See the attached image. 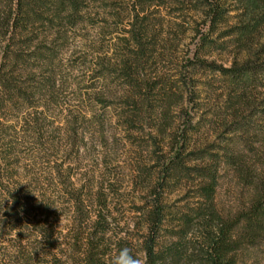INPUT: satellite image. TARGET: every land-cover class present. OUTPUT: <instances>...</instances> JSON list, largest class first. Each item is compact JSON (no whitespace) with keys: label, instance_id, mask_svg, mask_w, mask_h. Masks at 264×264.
Returning <instances> with one entry per match:
<instances>
[{"label":"rangeland","instance_id":"obj_1","mask_svg":"<svg viewBox=\"0 0 264 264\" xmlns=\"http://www.w3.org/2000/svg\"><path fill=\"white\" fill-rule=\"evenodd\" d=\"M201 2L0 0V63L17 88L8 96L21 88L30 97L10 105L12 98L0 99V144L15 185L19 174L49 182L56 206L51 217L63 236L69 237L72 200L106 198L107 250L123 240L146 261L140 208L158 186L172 148L183 144L184 156L199 158L187 166L217 171L215 203L222 214L250 204L249 182L264 176V88L243 93L219 71L245 57L226 37L240 22L239 4L226 1L230 12L210 30ZM263 44L264 28L253 49ZM59 166L67 176L64 192L56 174L43 173ZM170 184L164 198L172 232L179 214L198 207L200 179L191 172ZM196 224L178 245V264H196L200 256ZM162 236L166 247L179 238L175 232ZM9 238L0 230V247ZM237 255L238 264H264V245Z\"/></svg>","mask_w":264,"mask_h":264},{"label":"trees","instance_id":"obj_2","mask_svg":"<svg viewBox=\"0 0 264 264\" xmlns=\"http://www.w3.org/2000/svg\"><path fill=\"white\" fill-rule=\"evenodd\" d=\"M18 1L20 4L23 0ZM226 1L229 0H202L199 5L208 11L205 24L209 25L210 30L222 24L230 12L223 8ZM231 1L239 4L240 8L236 11L241 13L238 17L240 22L226 37H231V42L245 57L241 60V65L235 61L230 68H219V71L233 87L241 88L246 93L250 87L264 88V44L253 49L254 41L264 28V0ZM72 4L76 7V3ZM20 17L26 19L24 14ZM206 39L208 38L204 39L205 42ZM133 40L137 47L143 49L138 32H134ZM202 46H207V43ZM3 59H9L8 55ZM199 63L207 64L205 61ZM211 65L216 71L217 66ZM4 70L5 62L2 61L0 99L17 90L12 88L11 78ZM19 89L14 97L8 96L9 99L12 98L6 100L8 105L25 103L30 99L25 90ZM245 95L241 94L242 99ZM36 125L38 126L37 123ZM35 132L39 133L38 130ZM2 149L0 144V230L5 231L11 238L1 244L0 264H109L110 258L123 247V240L114 243L113 250H107L105 243L106 237L111 233V216L105 212L108 209L106 198L97 203L81 197L72 200L70 204L74 216L69 220V237L63 236L51 217L56 206L46 189L49 182L46 179L42 181L37 175L26 181L25 176L19 174L20 183L15 185V177L9 166V155ZM185 149L184 144L179 148H172L167 162L163 165L158 186L148 193L149 200L140 208L145 210L143 216L146 219L145 234L140 244L146 264L180 263L181 250L178 245L195 222L201 234V253L195 260L196 264H238V252L264 245V176L257 182H249L254 191L250 204L236 214L225 216L215 203L217 171L212 168L187 166L199 158H191L195 157L194 153L184 156ZM191 172H196L200 179L197 190L198 207L179 214V229L172 231L178 235V242L166 247L162 241V233L172 232L167 228L169 207L165 204V191L171 185L170 181L190 177ZM43 173L47 176L56 174L60 190H66L64 179L67 180V176L63 166L50 172L45 170ZM95 207L97 210H93Z\"/></svg>","mask_w":264,"mask_h":264},{"label":"clouds","instance_id":"obj_3","mask_svg":"<svg viewBox=\"0 0 264 264\" xmlns=\"http://www.w3.org/2000/svg\"><path fill=\"white\" fill-rule=\"evenodd\" d=\"M109 264H146L143 257L133 254L128 247H122L110 258Z\"/></svg>","mask_w":264,"mask_h":264}]
</instances>
